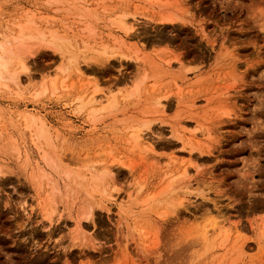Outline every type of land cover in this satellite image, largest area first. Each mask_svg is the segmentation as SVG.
<instances>
[{"label":"rangeland","instance_id":"1","mask_svg":"<svg viewBox=\"0 0 264 264\" xmlns=\"http://www.w3.org/2000/svg\"><path fill=\"white\" fill-rule=\"evenodd\" d=\"M0 42L28 66L0 83V264H264V0H0Z\"/></svg>","mask_w":264,"mask_h":264},{"label":"bare ground","instance_id":"2","mask_svg":"<svg viewBox=\"0 0 264 264\" xmlns=\"http://www.w3.org/2000/svg\"><path fill=\"white\" fill-rule=\"evenodd\" d=\"M165 19H167V20H171L172 18L171 17H169V16H167V17H165ZM121 22L123 23V25L125 26V35H128L127 37H129V32L131 31V33H133V31L135 30L134 28L135 27H133V25L134 24H132V22L131 23H128V25L126 24V21H125V19L124 18H122L121 19ZM126 24V25H125ZM132 29H134V30H132ZM24 29L22 28V31H23ZM34 34V33H33ZM57 35V34H56ZM123 35V34H122ZM60 38V37H59ZM121 38H122V36H121ZM130 38V37H129ZM123 40H125L124 39V37L122 38ZM68 40V39H67ZM66 40V41H67ZM11 41V40H10ZM56 41V40H55ZM65 40H63V42L65 43L66 42ZM69 42V41H68ZM59 43H60V41H59ZM70 43V42H69ZM54 44H55V42H54ZM65 44H67V43H65ZM65 44H55L56 45V47L58 48V49H68V47L65 45ZM104 44V43H103ZM102 46V45H101ZM104 46V45H103ZM102 46V47H103ZM105 47V46H104ZM107 47H109V46H107V44H106V48ZM29 48V47H28ZM72 48V47H71ZM106 48H103L102 50H98V53H99V57H101V60H104L105 58H107L108 56H110L111 54H109V52L108 51H110L109 49L107 50ZM0 83H2V84H4V85H6V86H8V84H9V82H12L13 84H15V85H20L21 83H22V77H21V74L25 71L26 72V70H28V66H27V59H26V57L24 56V55H22V54H17V53H15L9 46H8V44L6 43V42H0ZM75 50V49H74ZM73 49H70V57H69V59H70V63L73 65V67H74V69L78 72V75H80V74H83L84 72H86V68H83L81 65V61H79V52L78 51H74ZM24 52V51H23ZM89 66V65H88ZM88 68V67H87ZM92 68V67H91ZM91 68H90V70H91ZM89 69V68H88ZM93 69V68H92ZM91 71H94V69L93 70H91ZM30 76V75H29ZM9 81V82H8ZM137 88V87H136ZM139 89V88H138ZM142 89V88H141ZM98 91V90H97ZM135 92V91H134ZM95 93H96V90L94 91V93L92 94V95H90L89 96V98L87 99V97H86V99H84L83 100V102H82V104L83 105H89L90 104V106H92L91 104H95V102H98V97H96V95H95ZM114 94V93H113ZM115 96V95H114ZM108 97V96H107ZM116 97V96H115ZM161 97H158V98H156V100L154 101V111H156V112H160V113H164L165 111H166V109H167V106H166V103L162 100V99H160ZM108 99V98H107ZM102 100V99H101ZM108 101H109V105L111 106V104H116L115 103V101H117L116 100V98H115V101H114V97H113V95L111 96V98L109 97V99H108ZM107 101V102H108ZM101 104H102V101L100 102ZM106 103V102H105ZM193 104V103H192ZM191 104V105H192ZM194 105V104H193ZM95 106H96V104H95ZM95 106H93V107H95ZM193 107H195V106H193ZM193 107H190L191 109L193 108ZM102 108H105V106L104 107H102ZM93 109V108H92ZM95 109H96V107H95ZM94 109V110H95ZM190 109V110H191ZM195 108H193V110H194ZM96 110H98V108L96 109ZM95 110V111H96ZM91 112H92V110H90ZM94 111V112H95ZM179 123V122H178ZM40 129H41V131H42V134H45V133H48L47 132V129L44 127V125L43 124H40L39 126H38ZM175 130H177L180 134H182L183 135V137H181V139L183 140V142L184 143H187V144H189L190 145V147L192 148L194 145H193V143H191L190 141H192L191 139H189V141L187 140V142L185 141V138H186V133H187V131H188V127L185 125V124H183L182 122H181V125L179 126V124H176V125H174V127H173ZM194 134V136H192V135H190V136H188L189 138H192V139H195V138H199L200 137V135L199 134H196V132L195 133H193ZM201 134V136H203V135H205L203 132L202 133H200ZM199 135V136H198ZM210 135V134H209ZM45 136H47V135H45ZM50 136V135H49ZM192 136V137H191ZM197 136V137H196ZM48 137V136H47ZM48 138H50V137H48ZM202 138V137H201ZM201 138H199V139H201ZM186 139H188V138H186ZM134 140H135V145L137 146V147H139V149H154V145H153V143L149 140V138H148V136H146L144 133H143V130L141 129V128H138V129H136L135 131H134ZM197 141H199V140H197ZM174 159H176V157H174ZM102 166V165H101ZM55 168H56V166H55ZM113 168L114 167H112V165H108V164H106V165H103V167H102V169L100 168L99 170H97L98 172H93V177L95 178V179H98V177H103V176H106V175H109L111 178H114L115 176V174H114V170H113ZM0 171H2V170H0ZM42 175L41 176H43V175H47V177H48V179L49 180H51V188H52V191L54 192H57L58 190H59V187H58V182L53 178V177H51V176H49L48 174H45L46 173V171L44 170V168H42ZM188 171H189V168L188 167H185L184 169H183V171H182V177H185V179H184V181H183V188H185V192H181V191H175L174 189H171V186H173L174 187V184H175V181L177 180V177H172V178H170V182L167 184V186H166V190H170V193L169 194H167V198L170 200V202H173V203H179V204H183L184 202H185V199H186V193L188 192V190L191 188V181H189V179H187V178H189V174H188ZM82 179V178H84L85 176H86V173H79L78 175H77V179L79 178V177ZM87 177V176H86ZM39 178V177H38ZM41 178V177H40ZM80 178H79V180H80ZM85 179V178H84ZM84 179H82V180H80V181H84ZM39 181H41V179H38ZM96 183H97V181H96ZM104 185H105V181L103 180V182H102ZM174 183V184H173ZM39 184V187L42 185L40 182L38 183ZM101 184V183H100ZM99 184V185H100ZM103 185V187H105ZM101 186H102V184H101ZM103 187H101V188H103ZM168 187H170V188H168ZM172 187V188H173ZM102 190V189H101ZM187 191V192H186ZM132 193V192H131ZM131 193H129V196H131L132 194ZM48 198H50V200H51V196H49ZM50 200H49V203H50ZM136 204V203H135ZM47 206V205H46ZM54 206V205H53ZM54 207H56V206H54ZM52 209H53V207H52ZM133 209V208H132ZM57 210V209H56ZM54 211V209L52 210V212ZM58 211V210H57ZM51 212V213H52ZM48 216L49 217H51L52 218V216H53V213H52V216L50 215V214H48ZM58 216V215H57ZM54 218H52V220H53ZM56 220H57V218H55ZM54 219V220H55ZM52 220L50 219V223H52ZM78 222V221H77ZM76 222V223H77ZM81 222V221H80ZM78 226H79V228H80V226H81V224L78 222ZM81 228H84V226L82 225V227ZM210 232H212V233H215L216 235H223V239L225 240V241H227L228 240V238H230V236H229V234H230V232H229V227L227 226V222L225 221V220H221V221H215V223L211 226V228H207V229H205L204 230V232H203V238L204 239H208L209 238V233ZM227 239V240H226ZM240 247L242 248V244H240Z\"/></svg>","mask_w":264,"mask_h":264}]
</instances>
